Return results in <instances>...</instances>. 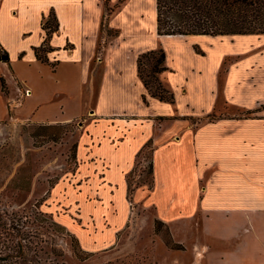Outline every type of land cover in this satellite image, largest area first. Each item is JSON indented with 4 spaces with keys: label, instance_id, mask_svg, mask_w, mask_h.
Listing matches in <instances>:
<instances>
[{
    "label": "rangeland",
    "instance_id": "1",
    "mask_svg": "<svg viewBox=\"0 0 264 264\" xmlns=\"http://www.w3.org/2000/svg\"><path fill=\"white\" fill-rule=\"evenodd\" d=\"M58 3L62 19L80 13L77 19L83 30L73 28L69 33L78 45L82 43L84 55L94 46L97 52L89 63L92 72L96 70L91 112L47 127L13 118L0 122V264H206L193 247L201 244L198 239L176 244L167 225H152L154 207L147 196L153 188L149 168L155 157L154 142L157 185L152 198L162 205L164 196L158 187L165 184L167 166L180 167L177 162L187 151L185 131L181 133L185 125L166 122L171 115L165 114L178 112L176 118L197 126L225 107L222 90H239L238 98L264 90V62L256 71L230 69L225 73L221 61L223 56L264 57V34L158 35L154 0ZM159 50L165 54L168 71L156 76L173 94V103L159 102L148 93L141 97L142 85L133 81L137 58ZM156 57L158 54L142 57L144 75L150 74V61ZM103 72L107 87L100 103L116 111L119 121L94 116ZM252 73L257 74L254 83ZM240 76L242 82L237 85ZM87 91L84 94L89 98ZM131 114L136 119L121 129L120 124L132 119ZM119 132L124 138L115 136ZM107 168L118 194L114 186L104 185ZM123 179L132 189L125 191L127 202L121 215L118 200ZM173 189L169 194L177 192ZM238 223L236 230L250 231L244 218ZM198 228L195 225L194 232ZM104 229H111L113 238ZM72 236L83 250L80 255L74 252ZM212 241H205L210 254L215 249ZM230 245L242 258L237 264L259 263L256 254L262 251V240L242 234Z\"/></svg>",
    "mask_w": 264,
    "mask_h": 264
},
{
    "label": "crops",
    "instance_id": "2",
    "mask_svg": "<svg viewBox=\"0 0 264 264\" xmlns=\"http://www.w3.org/2000/svg\"><path fill=\"white\" fill-rule=\"evenodd\" d=\"M50 13L55 15L58 28L48 39L51 49L46 52L47 62H44L36 57L34 49L45 43L46 30L43 24L45 16ZM79 14L62 19L58 0H0V122L13 118L37 125H54L68 123L87 111L91 112L92 90H95L93 74L96 70L92 72L93 66L89 67V63L96 51L94 46L90 54L85 56L83 47L81 49L82 43L79 42V46L69 33L73 28L83 30V25L77 19ZM221 61L225 73L230 69L249 72L252 68L255 71L260 69L264 57L223 56ZM226 61L228 63L225 65ZM98 62L102 63L103 60L99 59ZM51 63H55V66L52 67ZM88 68L92 72L90 75H87ZM104 72L100 76L99 102L93 108L94 116L98 120L108 118L119 121L121 119L116 111L107 110L100 103L107 87ZM252 75L251 81L254 83L257 74ZM241 78H238L237 85L242 82ZM1 80L4 81L5 92L2 91ZM133 81L141 83L140 96L145 95L147 91L138 76L137 63ZM85 90H88L89 98L85 96ZM222 91L226 93L225 107L215 111V118L203 119L197 126L176 118L178 112L165 114L174 117L171 119L167 116L166 122L185 125L180 132L185 131L187 151L177 162L180 167L173 164L167 166L165 184L158 187L164 196L161 205L152 198L157 185V146L153 140V188L147 196L148 202L154 207L152 225H167L169 236L176 244L184 245L186 241L198 239L201 244L193 247L197 250L196 256L203 257L201 262L206 264H237L242 261L230 241L242 234L246 237L251 234L262 240L263 248L256 254V260L258 264H264V90H253L251 95H244L247 96L245 98H238L239 90ZM243 111L245 113H240ZM248 111H252V114ZM131 116L132 119L120 124L121 129L134 122L136 116ZM119 135L124 138L122 132L115 136ZM109 168L105 172L104 185L114 186L118 194L116 185L107 177ZM127 185L124 181L122 197L118 200L123 207L121 215L127 202ZM171 189L177 192L169 194ZM161 206L163 210L166 206L167 212L164 214ZM243 218L250 226L247 233L236 230V225ZM111 225L116 227L115 223ZM195 225L199 226L196 232ZM245 229H248L247 225ZM105 231L113 238L111 229ZM208 239L213 240L215 247L212 254L210 245L205 242Z\"/></svg>",
    "mask_w": 264,
    "mask_h": 264
},
{
    "label": "trees",
    "instance_id": "3",
    "mask_svg": "<svg viewBox=\"0 0 264 264\" xmlns=\"http://www.w3.org/2000/svg\"><path fill=\"white\" fill-rule=\"evenodd\" d=\"M155 29L158 35H230V34H264V0H154ZM46 30L45 43L34 49L35 55L41 61L47 62L46 52L51 48L48 39L58 28L56 17L50 13L44 22ZM147 54H158L150 61L148 73L141 69L142 57ZM137 58V73L141 78L147 93L159 100L173 102V94L163 88L157 74L165 71V54L162 50L151 51ZM54 67L55 63H51ZM154 76H153V75ZM153 79V80H151ZM154 84H153V83ZM2 91L5 90L1 80ZM47 127L49 125H42ZM149 173H152L150 164ZM132 189L127 185V191ZM72 245L76 255L83 250L77 239L72 236ZM80 257V256H79Z\"/></svg>",
    "mask_w": 264,
    "mask_h": 264
},
{
    "label": "bare ground",
    "instance_id": "4",
    "mask_svg": "<svg viewBox=\"0 0 264 264\" xmlns=\"http://www.w3.org/2000/svg\"><path fill=\"white\" fill-rule=\"evenodd\" d=\"M163 36H172V35H163ZM180 36V35H179Z\"/></svg>",
    "mask_w": 264,
    "mask_h": 264
}]
</instances>
